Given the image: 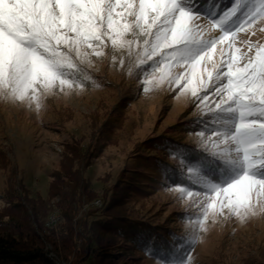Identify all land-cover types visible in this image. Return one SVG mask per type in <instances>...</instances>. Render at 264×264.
<instances>
[{"label":"rangeland","instance_id":"obj_1","mask_svg":"<svg viewBox=\"0 0 264 264\" xmlns=\"http://www.w3.org/2000/svg\"><path fill=\"white\" fill-rule=\"evenodd\" d=\"M234 6L235 0H200V22L208 25L212 15L219 18ZM217 32L208 27L204 35L216 38ZM261 45L264 18H257L236 34L232 51L242 64ZM222 48L228 51L227 41L217 45L213 62L221 61ZM96 50L103 54L85 50L71 87L40 90L25 101L0 94V209L7 206L3 196L11 169L45 196L61 158L79 154L95 196L111 192L117 201L112 213L128 218L113 234L93 231L108 239L100 242L104 251L115 252L113 260L111 254L97 257L100 264H264V198H254L243 218L224 208L205 219L203 193L187 195L202 187L197 169L212 148L208 105L166 76L158 82L165 69L145 71L135 45L129 50L108 41ZM96 200L77 217L88 207L103 210ZM53 210L59 217V209Z\"/></svg>","mask_w":264,"mask_h":264},{"label":"snow or ice","instance_id":"obj_2","mask_svg":"<svg viewBox=\"0 0 264 264\" xmlns=\"http://www.w3.org/2000/svg\"><path fill=\"white\" fill-rule=\"evenodd\" d=\"M199 4L200 0H0V94L25 101L36 99L40 90H63L82 70L85 50L100 56L102 51L96 49L108 41L129 50L135 45L145 71L165 69L158 82L166 76L208 105L211 119L205 124L214 139L197 169L202 170V187L180 191L189 197L203 193L205 219L209 211L215 214L224 208L243 218L253 210L254 198H264V45L241 64L232 41L246 25L264 18V0H235L219 18L212 15L208 25L200 22ZM208 27L222 34L207 38ZM226 41L228 51L222 48L221 61L213 62L217 45ZM176 68L183 71L174 72Z\"/></svg>","mask_w":264,"mask_h":264},{"label":"trees","instance_id":"obj_3","mask_svg":"<svg viewBox=\"0 0 264 264\" xmlns=\"http://www.w3.org/2000/svg\"><path fill=\"white\" fill-rule=\"evenodd\" d=\"M83 160L79 154L73 159L63 156L50 174L45 196L32 190L13 169L9 171L3 196L7 206L0 209V264H58L59 259L100 264L97 257L108 258L107 254L115 259V252L104 251L100 243L108 239L97 237L93 231L113 234L126 226L122 220L128 218L112 213L117 201L111 192L103 198L95 196ZM96 198L103 203L102 212L88 207L78 218L83 205ZM55 208L59 217L47 226Z\"/></svg>","mask_w":264,"mask_h":264},{"label":"bare ground","instance_id":"obj_4","mask_svg":"<svg viewBox=\"0 0 264 264\" xmlns=\"http://www.w3.org/2000/svg\"><path fill=\"white\" fill-rule=\"evenodd\" d=\"M216 34H217V35H221L222 33L217 32ZM99 202H100V200H96V201H95V204H98ZM100 204H101V202H100ZM55 216H56V212H55V211L52 212V213L50 214L49 219H48V221H47V223H46L47 226H48V224L54 219ZM55 222H56V220H53L52 225H53ZM49 226H51V225H49ZM57 263H58V262H57ZM58 264H59V263H58Z\"/></svg>","mask_w":264,"mask_h":264},{"label":"built area","instance_id":"obj_5","mask_svg":"<svg viewBox=\"0 0 264 264\" xmlns=\"http://www.w3.org/2000/svg\"><path fill=\"white\" fill-rule=\"evenodd\" d=\"M97 205H100V202H99ZM57 218H58V216H57V214H56V216L54 217L53 220H57ZM53 220L48 224V226H49V225H52Z\"/></svg>","mask_w":264,"mask_h":264}]
</instances>
